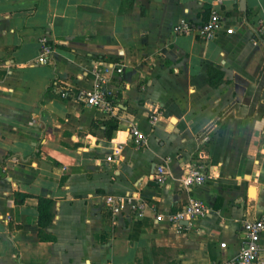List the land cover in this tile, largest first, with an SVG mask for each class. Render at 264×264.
Returning a JSON list of instances; mask_svg holds the SVG:
<instances>
[{"label": "crops", "instance_id": "1", "mask_svg": "<svg viewBox=\"0 0 264 264\" xmlns=\"http://www.w3.org/2000/svg\"><path fill=\"white\" fill-rule=\"evenodd\" d=\"M240 2L223 0L221 28L203 41L174 29L198 28L214 0H0V264H223L237 255L242 223L264 220V43L251 42L264 0ZM43 39L47 64L37 61ZM99 64L116 94L112 118L53 88L90 89ZM209 68L220 74L213 86ZM199 152L208 178L185 189L183 169ZM163 163L170 174L158 185L151 175ZM125 195L147 202L143 218L108 211L105 197ZM39 198L54 202L43 228ZM190 199L208 214L169 223ZM259 242L264 264V231Z\"/></svg>", "mask_w": 264, "mask_h": 264}, {"label": "built area", "instance_id": "2", "mask_svg": "<svg viewBox=\"0 0 264 264\" xmlns=\"http://www.w3.org/2000/svg\"><path fill=\"white\" fill-rule=\"evenodd\" d=\"M223 0H214V5L210 10L208 17L201 22L198 28L188 21H181L175 26V33L179 36H187L195 34L203 41L212 40L216 33L221 28V19L219 15V8L222 5ZM233 29L226 30V33L231 34ZM253 44L264 43V23L259 22L256 24L253 37L251 39ZM42 51L37 61L41 64L48 63V56L52 53V47L46 42L45 39L41 41ZM99 64L95 66L92 71V84L90 89L74 88L67 84H61L55 82L53 88L55 93L63 100L79 103L85 107L93 108L102 116L112 118L115 115L116 94L108 86V79L105 77L103 69ZM105 69V68H104ZM106 70V69H105ZM118 73L121 72V68H117ZM157 120V111L150 117V122L154 123ZM129 132L136 140V144L143 143L145 140L144 135L139 130L131 125ZM121 147L116 148L120 151ZM114 156H108L107 161H114ZM183 178L180 180V184L183 188L189 189L195 186L204 184L208 178L207 166L205 163V155L203 152L197 154V158L190 164H187L183 169ZM169 170L165 163L159 164L151 175V178L158 184L164 185L169 177ZM104 203L108 211L112 215H119L128 213L135 218H143L148 210V204L145 200L132 196L125 195L122 197L107 196L104 199ZM208 214V211L204 204L196 199H190L189 202L175 214L168 216V222L174 226H179L183 221L190 223L196 218L204 217ZM157 220H162V216L158 215ZM264 231V220L256 219L253 221H244L242 223V241L240 244L237 255L223 263V264H261L259 261V255L261 251L260 237ZM224 247V244H221Z\"/></svg>", "mask_w": 264, "mask_h": 264}, {"label": "trees", "instance_id": "3", "mask_svg": "<svg viewBox=\"0 0 264 264\" xmlns=\"http://www.w3.org/2000/svg\"><path fill=\"white\" fill-rule=\"evenodd\" d=\"M208 72H209V78H208L209 84L212 86L217 84V83H214L212 79L216 75L218 76L220 74L216 72V70H212L211 68L208 69ZM53 209H54V202L52 200L43 199V198L38 199V207H37L38 221L37 222H38L39 227L43 228L51 223L53 216H54Z\"/></svg>", "mask_w": 264, "mask_h": 264}, {"label": "water", "instance_id": "4", "mask_svg": "<svg viewBox=\"0 0 264 264\" xmlns=\"http://www.w3.org/2000/svg\"><path fill=\"white\" fill-rule=\"evenodd\" d=\"M243 4H244V0H241V2H240V8L243 10L244 8H243ZM184 224H186L187 222H183Z\"/></svg>", "mask_w": 264, "mask_h": 264}]
</instances>
